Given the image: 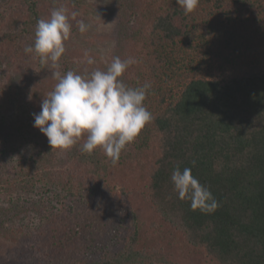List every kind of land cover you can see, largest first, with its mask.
Returning <instances> with one entry per match:
<instances>
[{
    "label": "trees",
    "instance_id": "1",
    "mask_svg": "<svg viewBox=\"0 0 264 264\" xmlns=\"http://www.w3.org/2000/svg\"><path fill=\"white\" fill-rule=\"evenodd\" d=\"M17 1L23 6L18 35L32 46L37 21L58 0ZM69 1L73 21L83 0ZM122 2L127 59L137 61L128 86L151 84L144 103L153 119L114 165L102 149L81 151L84 139L52 149L25 108L21 138L0 135V200L7 206L0 216L12 222L9 235L22 243L26 264H172L140 248V217L126 201L140 196L204 264H264V0H199L187 15L176 0ZM224 29L257 47V63L221 79L180 78L177 46L191 57L196 43ZM30 57L36 76L74 71L77 61L67 47L58 67L41 64L34 52ZM175 76L176 87L169 84ZM57 82L54 77L53 89ZM177 166L191 168L210 189L216 211H193L179 199L171 180ZM18 221L23 225L16 227Z\"/></svg>",
    "mask_w": 264,
    "mask_h": 264
},
{
    "label": "rangeland",
    "instance_id": "2",
    "mask_svg": "<svg viewBox=\"0 0 264 264\" xmlns=\"http://www.w3.org/2000/svg\"><path fill=\"white\" fill-rule=\"evenodd\" d=\"M70 3L69 0H58L52 8L64 6L67 9ZM45 5L51 8L50 2ZM22 8L17 0H0V135L9 134L18 139L21 138L17 137L18 125L23 128L26 123L23 111L25 108L31 111L28 118H31V127L35 129L33 113L40 112L42 99L53 90L54 78L49 69L44 70L43 74L37 72L36 76V61L32 60L30 53H25L28 44L18 35ZM121 10L122 0H83L77 18L71 21L70 39L65 42L77 58L74 72L89 74L97 69L106 71L114 57L127 59L130 49L123 30ZM49 16V13L44 14L45 18ZM80 20L89 25L84 33L78 29L77 22ZM225 33L226 29L212 33L196 43L197 48L189 51L191 57L185 55L187 47L179 44L175 50L181 52L177 51L173 65L180 70V78L197 74L221 79L238 74L246 64L257 63L259 54L256 46L249 45L247 48L244 43L248 44V41L239 34ZM261 49H264V45ZM88 56L93 57L96 63L89 65ZM191 62L193 67H197L193 72L190 71ZM129 71L130 67L122 77L126 85L130 83ZM178 81L175 76L169 84L176 87L181 83ZM22 131L25 133L24 129ZM126 201L128 208L140 217L141 249L151 254H162L172 264H204L202 255L184 244L182 234L161 223L151 205L142 197L130 196ZM1 207L7 208L3 198L0 200ZM14 225L19 227L23 222L18 221ZM11 227L12 222L8 218L1 220L0 216V264H26L20 252L22 243L9 235ZM28 258L32 259L33 256L29 254Z\"/></svg>",
    "mask_w": 264,
    "mask_h": 264
},
{
    "label": "clouds",
    "instance_id": "3",
    "mask_svg": "<svg viewBox=\"0 0 264 264\" xmlns=\"http://www.w3.org/2000/svg\"><path fill=\"white\" fill-rule=\"evenodd\" d=\"M176 3L187 15L197 8L199 0H176ZM77 15L72 12L71 18ZM77 24L80 33L89 28L83 20ZM71 32L67 9L54 8L48 18L37 21L34 45L27 46L25 53L34 52L41 64L58 67ZM87 63L92 65L96 61L88 56ZM135 63V58L114 57L106 71L97 69L80 74L69 70L63 75L53 72L58 82L42 99L40 112L33 113V126L48 138L52 149L68 150L84 139L81 151L91 154L102 149L115 165L126 147L136 141L153 119L144 103L151 84L130 87L122 79ZM192 163L194 166L195 161ZM171 180L179 199L189 200L193 211L210 214L218 209L219 202L193 175L191 168L181 171L177 166Z\"/></svg>",
    "mask_w": 264,
    "mask_h": 264
}]
</instances>
